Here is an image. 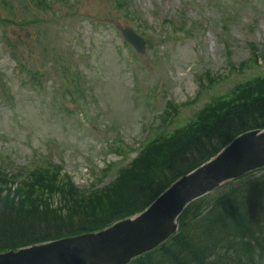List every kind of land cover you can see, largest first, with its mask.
I'll return each instance as SVG.
<instances>
[{"label":"rangeland","instance_id":"1","mask_svg":"<svg viewBox=\"0 0 264 264\" xmlns=\"http://www.w3.org/2000/svg\"><path fill=\"white\" fill-rule=\"evenodd\" d=\"M140 6L151 20L152 4L154 0H139ZM205 2V0H203ZM231 8L235 9L236 23L230 25L231 33L241 40L247 39L245 30L247 28L264 33V0H228ZM85 12V11H84ZM1 15V13H0ZM220 16L222 14L220 13ZM8 34H12L13 40L23 39L27 33H21L19 29L8 28ZM197 35L196 39L180 36L176 43H166L159 51L155 49L153 54L148 53L145 60L150 58L153 64L144 76L146 86L161 83L165 88V97L170 99H182L189 95L191 75L205 66L214 67L213 70L225 64L224 48L220 52H212V40L206 38L204 34ZM91 32L86 24L80 23L76 35L77 38L84 37L85 49L92 51L95 66L90 71L89 83L93 87L94 97L97 104H92L94 114L101 115V132L93 131L91 128L83 126L79 120L78 131L70 133L64 132L61 125L68 124L69 120H64L48 106L47 97H34L32 101L26 100L24 95L17 90L19 77L13 65L8 61V57L0 42V86L4 85L13 103L0 104V164L9 170L31 160L32 150L41 149L43 153L54 151L61 142L71 150L77 151V155H65V169L71 176L78 178L79 167L89 165L97 158V148L99 138L103 131H107L110 125L123 130L125 136L133 131L139 130V116L147 118L148 114L142 112L141 106L138 111L131 112L132 105L129 102L132 83L128 76L120 79L119 73L126 68L122 57L116 55L113 44V32L110 29H101L98 34L90 36ZM1 34V30H0ZM92 36L98 37L93 39ZM198 36L204 39L200 42ZM252 36H257L254 32ZM54 37L64 39L61 45H57ZM251 38V31L249 34ZM2 35H0V41ZM49 45H56L58 51H62L66 56L73 57L78 49L70 44L68 36L60 29H51ZM197 43H201V46ZM197 46L194 49V46ZM236 56L241 58L247 54L246 49H238ZM183 74L184 80L179 74ZM183 83L179 88L177 84ZM154 94L147 99L148 104L153 105ZM1 100L3 98H0ZM116 102L118 108H112V103ZM162 101H160L159 106ZM128 122V123H127ZM132 125V126H131ZM134 125L138 129L134 130ZM8 162V164H7ZM83 181L91 182V178L81 175ZM83 187L86 184H81ZM185 254V252H184ZM191 257L185 255L181 260L185 262ZM121 259V258H120ZM119 259V260H120ZM117 260V259H116ZM118 260V261H119Z\"/></svg>","mask_w":264,"mask_h":264},{"label":"trees","instance_id":"2","mask_svg":"<svg viewBox=\"0 0 264 264\" xmlns=\"http://www.w3.org/2000/svg\"><path fill=\"white\" fill-rule=\"evenodd\" d=\"M254 126L256 128H259L258 126H264V102L255 103L248 108H242L238 113L223 120L217 125V129L212 134H206L204 141L193 142L189 149L182 153L181 157L187 156L191 160L199 158L203 154L211 151L214 147L227 141L240 130ZM153 191L154 189L152 187L145 185L138 194L134 196L133 202H143L153 195ZM246 196L255 198L249 202H247L246 199L236 202V198L231 197L229 199L225 198L220 202L221 207H219V209L225 212L223 213L225 218L229 217L231 226L226 225V230L218 233L220 227V223L218 222L210 228L209 231L205 230L203 232V236H200L202 239L197 243V248L192 247L191 244H187L186 249H184V255L186 257H191L188 261L195 258V255L201 258V254L198 253L203 249V246L205 250H207L213 244L217 245L221 235H225L226 237L229 236L230 238L232 235L234 237L237 233L240 234L239 231L235 232V227L240 230L242 223H247V220H250L251 226L252 219L253 231H251V233L249 230L247 232H242L241 228V234L236 239V242L238 246L244 245L243 247L240 246L242 247L240 251L242 257L251 259V255H253L255 259L258 260L259 264H264V187L255 193H248ZM49 234H52V232L41 230L31 225L19 214L10 212L7 208L0 206V245H3L2 247L7 248L16 246V244L39 239ZM241 238L249 240V242H254L255 249L252 246L250 247L247 244L238 242ZM228 245H230V242ZM227 248L233 250L232 246L226 245L225 249ZM197 256L196 259H199ZM251 263L254 264L255 261L251 259Z\"/></svg>","mask_w":264,"mask_h":264},{"label":"bare ground","instance_id":"3","mask_svg":"<svg viewBox=\"0 0 264 264\" xmlns=\"http://www.w3.org/2000/svg\"><path fill=\"white\" fill-rule=\"evenodd\" d=\"M246 166L247 165L242 166L241 169L243 170ZM224 170H225L224 168H220V167L214 168L211 171L212 174H213L212 175V179H204V185L203 186H199V187L196 186L195 188H197L198 190H203L204 188H206L205 186L210 184L217 175L223 174ZM233 171L234 170H230L229 172H226V173H231ZM189 194H190V191H189ZM189 194H184L182 196V199L188 197ZM174 206H175V204L172 203L168 209L164 210L163 212H158L155 215V217H154V221L150 225H144V226L133 228L132 230L126 232L123 235V237H120L118 239H122L123 238L124 241L126 242L125 248L128 247V246H131L132 250L136 249V251L139 249L138 246H145V245H148V244L156 241L162 235L163 230H164V228L166 227V224H167V219L169 218V216L172 214V212L174 210ZM163 209L164 208H161L160 210L162 211ZM247 221H248L247 223H242V225L240 226V230L242 228V232H247L249 230L250 233H251V231H253L252 219H251V226H250V220H247ZM230 222L231 221L229 220V217L221 218L220 221H219L220 227L218 229V233L222 232V231H225L226 225L229 226L231 224ZM239 235L240 234H238V233L234 237L232 235L228 240L225 241V242H228V243L230 242V245H228V243H226V245L227 246H234L235 245L237 251H241L242 247L236 245V239L239 237ZM112 236L114 237L113 240H111ZM112 236H110L109 239L106 240V242H105L106 244H108L111 241H114L116 239L115 235H112ZM134 238H138V239H136L137 241L136 240H132ZM217 248H219V244L218 245L213 244L212 247H210L209 249H207L204 252H199L198 254H204V253H207V252H211V251L216 250ZM100 249H101V247L94 248V250L97 251V252L100 251ZM95 251H92V253L93 254H97ZM106 264H110V262H107ZM197 264H210V263H209V261L207 260L206 257H201V258L198 259Z\"/></svg>","mask_w":264,"mask_h":264},{"label":"water","instance_id":"4","mask_svg":"<svg viewBox=\"0 0 264 264\" xmlns=\"http://www.w3.org/2000/svg\"><path fill=\"white\" fill-rule=\"evenodd\" d=\"M231 151L228 152L231 153L230 156L221 163V166L228 170L223 172V174L221 175H217L210 184L223 180L227 177L236 176L242 173L243 171H245L246 169L256 167L260 162L261 163L264 162V138L261 140L250 139L245 144L237 148H234ZM229 162L232 163V166ZM244 165L247 166L242 170L241 167ZM230 170H234V171L231 173H226L229 172ZM212 175L209 179H212ZM88 255L89 253L87 252L79 253L74 260V264L95 263L96 260H94L93 258L89 260L87 259Z\"/></svg>","mask_w":264,"mask_h":264}]
</instances>
